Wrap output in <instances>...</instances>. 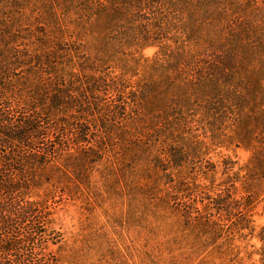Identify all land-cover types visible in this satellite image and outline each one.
Wrapping results in <instances>:
<instances>
[{"label":"trees","instance_id":"obj_1","mask_svg":"<svg viewBox=\"0 0 264 264\" xmlns=\"http://www.w3.org/2000/svg\"><path fill=\"white\" fill-rule=\"evenodd\" d=\"M25 11L38 34L23 50ZM229 146L250 159L217 178L206 156ZM108 155L118 180L164 189L202 248L234 212L245 228L264 179V0H0V264L28 249L10 229L43 207L30 198L45 182L80 189Z\"/></svg>","mask_w":264,"mask_h":264},{"label":"rangeland","instance_id":"obj_2","mask_svg":"<svg viewBox=\"0 0 264 264\" xmlns=\"http://www.w3.org/2000/svg\"><path fill=\"white\" fill-rule=\"evenodd\" d=\"M25 14L29 12H24L22 26L14 30L23 37L19 40L24 44L23 50L33 47L38 34L34 17L37 12L31 13L32 21L23 22ZM177 16L176 21L183 22L190 13ZM197 27L203 26L199 23ZM172 32L168 35L172 36ZM181 44L189 47L188 42ZM158 48H145L144 57L155 56ZM197 123H193L192 130L201 134ZM109 156L95 167L88 185L75 189L70 183L45 182L39 193L30 198L42 202L43 207L36 210L31 221L16 220L10 229L15 240L21 241L26 235L32 239L26 244L27 250L20 247L17 252L20 259H15L13 264H264V179L261 191L254 189L245 228L237 227L242 221L237 219L240 214L234 212L232 220L220 222L217 239L212 244L206 242L209 245L202 248L203 238L197 239L200 234L196 227L188 230L180 213L161 201L166 194L164 189L157 197L147 194L143 187L145 177L139 173L132 174L129 180H118L122 177L118 170L123 166L110 164ZM250 156V151L229 146L211 151L206 159L216 165V177L220 178L224 160L235 162L236 170L243 168ZM243 186L240 183L242 194ZM224 189L221 186L219 190ZM203 197H198L202 200L198 204L200 208L206 202ZM214 214L209 211L206 216L214 218ZM225 250L231 251L224 254Z\"/></svg>","mask_w":264,"mask_h":264}]
</instances>
